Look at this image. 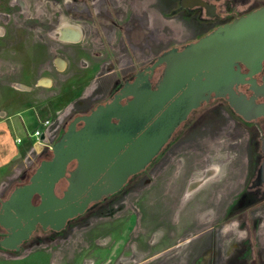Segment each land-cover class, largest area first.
<instances>
[{
	"label": "rangeland",
	"instance_id": "1",
	"mask_svg": "<svg viewBox=\"0 0 264 264\" xmlns=\"http://www.w3.org/2000/svg\"><path fill=\"white\" fill-rule=\"evenodd\" d=\"M216 1L220 23L264 6V0ZM171 4L172 0H0V109L7 104L11 111L33 108L38 130L57 141L74 117L108 101L124 80L163 51L200 38L213 25L202 11H172ZM61 22L78 27L79 40L60 39L54 32ZM57 57L65 59L64 68L57 66ZM210 118L214 130L198 127L197 133L170 144L132 187L94 204L45 241L24 246L50 252L31 254L24 262L51 264L52 250L64 256L53 264H192V259L193 264H252L254 258H263L264 205L229 209L226 204L219 207L215 199L203 202L209 200L204 195L221 188L242 203L257 199L256 188L240 193L244 161L239 139L244 133L231 125L227 113L221 119ZM46 154L51 157L52 150L40 156ZM40 156L18 157L0 171V200L32 174ZM259 169L255 163L248 188L257 184ZM200 179L204 181L197 194L203 205L189 212L193 209L176 192L187 180ZM66 182H60L59 193ZM209 233L216 235L214 254L194 258L191 249L206 244ZM218 233L230 234L232 240L250 234L252 241L244 240L239 248L235 240H221L220 258ZM36 234H42L40 229L38 238Z\"/></svg>",
	"mask_w": 264,
	"mask_h": 264
},
{
	"label": "water",
	"instance_id": "2",
	"mask_svg": "<svg viewBox=\"0 0 264 264\" xmlns=\"http://www.w3.org/2000/svg\"><path fill=\"white\" fill-rule=\"evenodd\" d=\"M263 61L264 6L181 49L165 50L109 102L74 117L51 145V158L41 160L29 181L1 201L0 226L7 235L0 247L18 252L38 225L61 231L91 203L119 192L131 175L153 161L189 113L212 95L227 97L245 120L264 116V102L256 101L264 97V76L262 84L255 78ZM161 65L163 73L152 89L149 78ZM242 65L247 72L241 71ZM244 84L254 91L249 98L236 92ZM62 179L67 186L58 195Z\"/></svg>",
	"mask_w": 264,
	"mask_h": 264
},
{
	"label": "flooded vegetation",
	"instance_id": "3",
	"mask_svg": "<svg viewBox=\"0 0 264 264\" xmlns=\"http://www.w3.org/2000/svg\"><path fill=\"white\" fill-rule=\"evenodd\" d=\"M171 9L172 11L173 10H180V11H185V9L187 11H190V12H196V13H199V12H203V14L211 19V23L213 24L210 29L208 30V32H206L204 35H206L207 33L215 30L216 28L220 27V26H223L229 22H232L235 18L237 17H240V16H244L246 14H241L237 17H235L233 20L231 21H225V22H217L220 18H221V13L219 11V3L216 1V0H172V4H171ZM263 7V6H261ZM260 8V7H259ZM252 12V11H251ZM250 13V12H249ZM197 17V16H196ZM66 23V25H68L66 27V30H72V29H75V33L77 34L78 38H80V30L78 27L76 26H73L67 22H64ZM62 22L59 24L61 25ZM58 25V26H59ZM58 26L56 27L55 29V32L54 33H58L56 30L58 28ZM202 35V36H204ZM60 36V39H62L61 37V34H59ZM201 36V37H202ZM200 37V38H201ZM199 39V38H198ZM198 39L196 40H192L190 41L189 43L191 42H195L197 41ZM64 40V39H63ZM65 41H69L71 42L72 40H65ZM74 41V40H73ZM188 44V43H186ZM186 44L178 47V46H175L179 49L183 48ZM164 52V51H163ZM162 52V53H163ZM157 59V58H156ZM66 64V63H65ZM152 64V63H151ZM150 64V65H151ZM149 66V65H148ZM60 67V66H59ZM147 67V66H146ZM61 69L63 68L62 66L60 67ZM144 68H142L141 70H139L138 72L142 71ZM163 69H164V66L161 65L160 67L156 68L155 70V73L153 75L152 78H149L150 79V82H151V88L152 89H155L156 85H157V82L159 81L162 73H163ZM241 71L242 72H247L248 70L242 65L241 66ZM138 72H135L133 74V76H131L130 78H127L126 80L123 81L122 84H120L121 86L115 91V93L112 95V97L108 100V101H104L100 104H104L106 102H109L113 96L120 91V89L127 83V82H133L135 80V77H136V74ZM145 74H147V72H145ZM264 76V61H263V67H262V71L257 73L255 75V78L257 80V82L259 84H262V78ZM236 92L239 93V94H245L248 98L251 97L253 94H254V91L250 89V85L249 84H244V85H239L238 88H236ZM132 97H129L128 99H131ZM127 99H124L122 100V103H126ZM256 101L258 103L260 102H264V97H258L256 99ZM211 102H216L215 104L213 105H210L208 106L209 110H203L200 112L201 109H204L206 107V105H209ZM99 105V104H98ZM228 108L233 112H229ZM211 109H214V110H211ZM91 110H86L84 112H82L81 115L83 114H88L90 113ZM211 113H214V114H211ZM219 113V115L217 114ZM224 113H227L229 118L231 119L230 122H231V125L234 126L236 129H238L237 127L239 126L241 131L244 133V138L243 139H239L240 141H243L240 145V149H242V152L240 153L243 157L241 158L242 161H244L242 164H241V171H242V177L240 179L241 183H242V187H241V191L240 193H242L244 190H248V191H252L254 188L257 189L256 191V194H257V199L254 201L252 200V198L249 200V201H246L245 203H242L240 201H238L237 199L233 198L232 196L228 197L227 195L230 193V191H224L221 189L219 190H216L212 195H204V199L206 197L209 198L208 201H204L203 202H208L210 203L213 199H215L214 203L217 204L219 207H221L222 204H226L227 208L231 209V208H236L237 206L239 207H243V208H247V209H252L254 206L253 205H258V206H262L264 205V116H261V117H258L257 119H254V120H245L241 115H239L230 105L229 101H228V98L227 97H219V98H215L211 97L210 101L209 102H204L202 103L198 108L196 109H193L189 115L187 116V119L184 120L183 122H181L176 128L175 130L172 132V134L170 135L168 141L166 142V144L162 147V149L160 150V152L153 158V161L151 163H149L145 169H143L142 171H140L139 173L137 174H134V175H131L127 182L124 184V186L121 188L120 191H123L125 190L126 188L128 187H132V185H134L140 178L141 175H143L148 169L149 167H151L154 162L156 161V159L158 158V156H160V154H162V152L170 145V144H174L176 143L177 141L179 140H182L183 138L185 137H188L189 134L193 133H197L196 129L198 127H206L211 131V130H214L213 126V122L210 120L211 118L210 117H214V119H221V114L223 115ZM213 115V116H212ZM193 118V120H191ZM82 123L79 124V126H81ZM147 126L144 127V129L146 128ZM144 129L140 130L138 133V136L141 135V133L144 131ZM216 130V129H215ZM51 158V157H49ZM49 158H46V159H49ZM258 159V160H257ZM257 163V164H260V169L258 170L257 174H258V180H257V184L256 185H253L251 184V188H248L250 182H251V176H252V171H253V167H254V164ZM76 166V162H72L71 165L69 166V169L72 170L74 169V167ZM230 176H227L225 178V182H228ZM28 178V179H27ZM29 178L30 177H26V180L16 184L15 187L19 186V185H22V184H25L29 181ZM62 181H65L66 182V179H62ZM67 183V182H66ZM194 182H191V180H187L186 184L183 185V189L181 191H178L176 192L177 195H180L182 197V202H186V204L189 206V209H193V210H188L189 212H195L196 210H194L196 207L197 209H200L203 205V202L202 200L200 199H203L202 195H198L197 194V188L199 186H196L194 188H192L193 191H190L189 194L187 195V197L185 198L186 196V193L188 191V187L190 184H193ZM60 184V183H59ZM59 184L57 185L56 187V192L58 195H61L62 193H59L58 192V186ZM67 186V184H66ZM14 187V188H15ZM66 188V187H65ZM64 188V189H65ZM63 189V190H64ZM62 190V192H63ZM119 191V192H120ZM118 193V192H117ZM117 193H114L112 195H109L107 197H104L102 200H100L99 202H96V203H101L103 202L105 199H108L112 196H114L115 194ZM210 196V197H209ZM253 197V195L251 196ZM36 199H38L37 196L34 197V200L36 201ZM185 199V200H184ZM2 200H0V203H1ZM38 203V202H37ZM93 204L95 203H91L89 205V207L87 208V210L93 206ZM191 206V207H190ZM217 206V207H218ZM86 210V211H87ZM85 211V212H86ZM84 212V213H85ZM83 213V214H84ZM203 216L201 218L198 217V219L202 220V218L206 215L205 211L202 213ZM200 215H201V211H200ZM80 216V215H79ZM78 217V216H77ZM75 217V218H77ZM190 217L192 216H189L188 218L190 219ZM73 218V219H75ZM71 219V220H73ZM69 220V221H71ZM68 221V222H69ZM67 222V224H68ZM66 224V226H67ZM199 224V223H198ZM65 226V227H66ZM40 229L41 233L42 234H36L38 235V238H35V233ZM54 230L52 229H47V230H44L40 225L37 226L36 230L32 233V235L30 236V238L26 241H24L21 245H22V248L20 251H11L12 253H21L23 251L26 250V248L24 246L28 245V244H39L40 241H45L46 238L48 237V235L50 233H52ZM54 232H59V231H54ZM187 234V233H186ZM7 235V231L0 226V239H2L4 236ZM208 235V242L206 244H199V247L198 250H195V249H191L192 253L194 252L193 254V257H199V256H203V254H205L206 252L209 253V254H214V251H213V248H214V244H213V240L216 239V235L213 234V233H209L207 234ZM218 239L220 240V242L217 244V248H218V256H222V248H221V240H223V242H229V241H233L235 240V244L241 248L242 247V244L243 243H246L244 242L245 241H252L251 239V236L250 234H245L244 238L245 239H233L232 240V235L230 234H221V233H218ZM67 238H61L60 240L61 241H64L66 240ZM189 239V238H188ZM239 240V241H237ZM225 244V243H224ZM198 246V244H195L194 243V246ZM226 245V244H225ZM31 248V247H29ZM209 251H208V250ZM44 252H49L48 250H45ZM56 252L58 251H55V250H52L51 254L49 255L50 257V262L51 264H53L54 262H58L59 260H63L64 259V256L63 255H60V256H56ZM236 252V251H235ZM50 253V252H49ZM209 257H212V256H209ZM196 259H192L191 260V263L193 264L195 262ZM247 261V258L245 259ZM252 264H264V257L262 258H254L253 261H251ZM208 264H211V261L208 262Z\"/></svg>",
	"mask_w": 264,
	"mask_h": 264
},
{
	"label": "crops",
	"instance_id": "4",
	"mask_svg": "<svg viewBox=\"0 0 264 264\" xmlns=\"http://www.w3.org/2000/svg\"><path fill=\"white\" fill-rule=\"evenodd\" d=\"M56 63L57 66H63V68L66 66V61L62 57H57ZM11 109L10 104H7L4 109H0V171L12 165L18 157L24 156V159L27 160L33 154L38 157L44 151H50L54 142L43 130H40V140L33 135L40 128L37 125L38 117L35 116L33 108L24 107L15 111H11ZM18 139L21 140L18 141ZM40 250L42 249H33L32 247L14 254L0 247V264H38L37 262H24V260L31 254L44 253L43 255H45L47 253ZM48 263H50V259Z\"/></svg>",
	"mask_w": 264,
	"mask_h": 264
},
{
	"label": "bare ground",
	"instance_id": "5",
	"mask_svg": "<svg viewBox=\"0 0 264 264\" xmlns=\"http://www.w3.org/2000/svg\"><path fill=\"white\" fill-rule=\"evenodd\" d=\"M68 25H66V23L62 22L61 25L58 26L57 28V32H59V34H61V37L64 39V40H74V41H77L79 40L77 34L75 33V29H72V30H66V27ZM213 170L215 171L216 168H213ZM215 173V172H214ZM204 179H200L199 181L191 184L188 188V191H190L192 188H194L195 186H198L201 182H203ZM188 193V192H187ZM186 198V197H185Z\"/></svg>",
	"mask_w": 264,
	"mask_h": 264
},
{
	"label": "trees",
	"instance_id": "6",
	"mask_svg": "<svg viewBox=\"0 0 264 264\" xmlns=\"http://www.w3.org/2000/svg\"><path fill=\"white\" fill-rule=\"evenodd\" d=\"M49 157H50V155L46 154V155H44V156L41 157L40 161H41V160H44V159H46V158H49ZM34 171H35V170H34ZM34 171H33V172H34ZM33 172H32V174H33ZM32 174H31V175H32ZM31 175H28V177H30ZM37 202H39V198L36 199V201L34 200V203H37ZM95 204H96V203H95ZM93 205H94V204H93Z\"/></svg>",
	"mask_w": 264,
	"mask_h": 264
},
{
	"label": "built area",
	"instance_id": "7",
	"mask_svg": "<svg viewBox=\"0 0 264 264\" xmlns=\"http://www.w3.org/2000/svg\"><path fill=\"white\" fill-rule=\"evenodd\" d=\"M34 136L37 137L38 140H40V135H41V131L40 130H36L34 133H33ZM21 139H18V141H20ZM51 148V147H50Z\"/></svg>",
	"mask_w": 264,
	"mask_h": 264
}]
</instances>
